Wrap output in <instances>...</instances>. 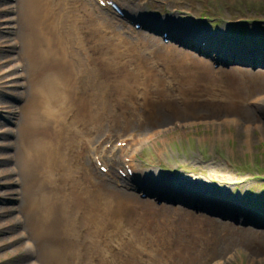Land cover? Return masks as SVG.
Here are the masks:
<instances>
[{
  "label": "rangeland",
  "instance_id": "rangeland-1",
  "mask_svg": "<svg viewBox=\"0 0 264 264\" xmlns=\"http://www.w3.org/2000/svg\"><path fill=\"white\" fill-rule=\"evenodd\" d=\"M160 1L170 8L169 20L182 18L178 29L196 28L195 22L201 24L199 19L203 20L205 13L216 17L219 24H215L213 29L222 42L226 41L221 37L228 25L225 21H245L244 28L249 36L257 33L261 24L264 31V0ZM169 20L159 23L157 29L153 25L148 26L145 38L157 53H161L171 69L181 68L180 64L187 69L182 80L186 105L170 102L171 111L167 112L164 103H160L157 110L144 112V124H138V128H152V120L156 126L166 127L162 133L163 141L158 145L164 151L165 166L173 170L178 182L186 183L181 184L186 188L178 189V194L169 190L170 200H162L161 196L152 193L141 198L137 192L121 190L135 204L127 205L135 210V220L143 226L139 238L143 233L158 234L154 245H146L142 251L140 241H137L133 248L141 256L140 264H162L161 261L166 264H215L216 259H220L222 264H264V99L256 106L258 95L264 93V69L245 68L241 64L214 69L211 62L192 46L184 43L180 46L170 33L167 37L170 41H162L159 33L162 28L169 27ZM143 31L139 33L146 35ZM233 33L248 35L241 28L233 29ZM259 41L263 43L264 36ZM179 42L182 43L181 40ZM258 55V64H263L264 50L259 49ZM240 61L244 58L241 57ZM246 108L252 110L247 114ZM231 119L241 122L240 125L229 122ZM172 120L197 123L180 132L167 126ZM187 134L193 138L187 142L189 151H183L180 143L186 144ZM0 138L5 139L4 136ZM170 140L179 142H171L175 149H172L173 153L168 149ZM199 144L206 145L205 149ZM190 152H199L202 157L197 159L192 155L185 158ZM177 164L179 169H176ZM8 166L7 161L0 162V171L3 172L0 177V208L4 206L6 209L0 213V256L21 247V242H10L11 237L17 234V227L11 226L15 222L13 185L3 184L11 181ZM208 181L217 182L216 192L229 193V198L211 197L206 191L202 200H195L194 192ZM150 185L152 187L145 186L144 192L147 188L157 189ZM8 191L11 193H5ZM234 197H237V203L231 200ZM142 211L145 213L139 215ZM19 213L23 211L19 210ZM20 251L16 258L0 264L27 262L28 255L24 256Z\"/></svg>",
  "mask_w": 264,
  "mask_h": 264
},
{
  "label": "bare ground",
  "instance_id": "bare-ground-1",
  "mask_svg": "<svg viewBox=\"0 0 264 264\" xmlns=\"http://www.w3.org/2000/svg\"><path fill=\"white\" fill-rule=\"evenodd\" d=\"M16 1L18 3L17 12L21 19V24L18 27V33L21 34L22 37L20 48L24 49V51L28 54L29 60H26V62L29 64L27 67L29 68L28 70L31 71L33 79L36 81L35 86L30 87L29 99L26 97L25 100H27V102L25 104V109L21 119L17 122V141L19 145L24 146L28 145L29 141L34 138L42 140L40 136H32L33 133L39 129L40 124L44 123L45 120L39 113V110L42 107L39 103V99L45 92L60 97L62 94L59 90V84L70 80L71 75L68 70L73 71L74 65L66 58H60L59 61L57 59H53L51 61L42 60L41 64L37 62L36 53L38 51V45L42 46L38 39V35H41L42 38H44L52 33L54 30V20L52 18L49 19V27H46L43 31H41L40 26L42 23V15L46 9L45 2L42 0ZM44 41H46V38ZM43 49L47 50V48L44 47ZM52 49L54 50V47H52ZM43 75L47 76L46 80L57 78L58 87H54L52 83L43 81V79L40 78ZM27 78L32 82V78L30 76ZM253 82L258 83L259 81L253 80ZM144 85L149 87V84L147 83H144ZM154 90V88L150 91L145 89L144 96H146V99H148V95ZM40 91L41 94L39 95ZM262 99L258 103H263ZM146 101L145 103H147ZM258 103L256 106H258ZM250 110L252 109L246 108L244 111L248 114V111ZM38 142H42L44 144L46 143V141ZM19 153L20 154L17 159L19 161L21 159L22 169L26 172L28 167L26 149H20ZM32 168L35 169L34 160H32ZM24 180L27 185L30 184L26 174L24 176ZM98 196L99 191L87 189V197L90 200V207L88 208L87 214L90 215V221L95 214L94 212L91 213V208L96 205ZM48 197L49 192L47 190H43L36 198H26L27 204H25V219L28 223V236L35 239V242H38V245H36V256L41 258L40 264H67L61 259L60 252H63L68 248L73 249L75 242L71 235H68L63 231L64 222L62 217V207L50 204ZM80 197L82 196L80 195ZM38 199H40L38 207H31V205H33ZM101 205L102 203L98 207L100 211H102V222H104L105 219H108L109 212L105 206ZM44 210V223L37 222L36 217ZM102 228L105 229L104 223L102 224ZM71 264H75L74 257L71 260ZM128 264H137V261L129 259Z\"/></svg>",
  "mask_w": 264,
  "mask_h": 264
}]
</instances>
